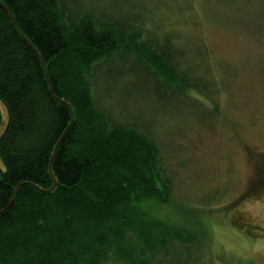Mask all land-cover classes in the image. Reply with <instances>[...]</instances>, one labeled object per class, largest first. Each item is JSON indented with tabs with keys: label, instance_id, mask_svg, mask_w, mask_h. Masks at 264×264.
<instances>
[{
	"label": "trees",
	"instance_id": "16d2710c",
	"mask_svg": "<svg viewBox=\"0 0 264 264\" xmlns=\"http://www.w3.org/2000/svg\"><path fill=\"white\" fill-rule=\"evenodd\" d=\"M144 34L88 15L67 22L58 0H0V264H149L192 240L148 213L171 202L157 144L112 126L92 92L95 65L117 53L174 91L196 87ZM255 167L252 186L264 187V157Z\"/></svg>",
	"mask_w": 264,
	"mask_h": 264
},
{
	"label": "rangeland",
	"instance_id": "374dc122",
	"mask_svg": "<svg viewBox=\"0 0 264 264\" xmlns=\"http://www.w3.org/2000/svg\"><path fill=\"white\" fill-rule=\"evenodd\" d=\"M58 4L67 22L88 15L155 36L196 86L174 91L125 53L102 59L91 78L111 125L136 127L158 146L171 202L149 203V215L193 233L149 264H264V187L252 186L264 157V0Z\"/></svg>",
	"mask_w": 264,
	"mask_h": 264
}]
</instances>
